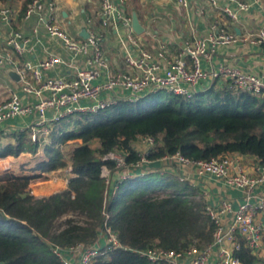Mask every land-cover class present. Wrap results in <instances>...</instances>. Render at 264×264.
<instances>
[{"label": "trees", "instance_id": "trees-1", "mask_svg": "<svg viewBox=\"0 0 264 264\" xmlns=\"http://www.w3.org/2000/svg\"><path fill=\"white\" fill-rule=\"evenodd\" d=\"M31 1L24 0L23 13ZM161 91L134 101L120 99L97 112H77L56 123L52 136L61 131V144L80 140L71 151L66 189L35 197L28 186L40 174H0V264H62L54 247L92 244L106 225L115 230L121 247L104 250L92 264H169L150 262L138 251H181L212 241L214 227L204 213L206 200L199 187L157 172L125 179L110 194L101 168L114 170V163L103 157L121 148L127 163H136L140 156L133 143L138 136H149L155 141L146 154L150 160L176 152L192 160L239 153L264 164V95L223 85L190 99L166 92L165 100H159ZM94 139L95 147L89 143ZM36 150L37 143L21 132L15 143L0 147V157ZM44 154L36 167L40 171L66 164L53 144ZM60 186L48 176L33 185L37 194ZM237 256L241 264H264L244 244Z\"/></svg>", "mask_w": 264, "mask_h": 264}, {"label": "built area", "instance_id": "built-area-1", "mask_svg": "<svg viewBox=\"0 0 264 264\" xmlns=\"http://www.w3.org/2000/svg\"><path fill=\"white\" fill-rule=\"evenodd\" d=\"M98 1L96 16L101 28H89L86 37H74L60 20L53 1L32 0L23 18L29 19L32 15L37 17L33 34L25 35L9 27L4 36V44L0 46V70L10 68L20 77L17 86H7L6 94L0 97V139L26 131L31 141L37 143V150H45L46 146L53 144L60 149L67 164L59 170L60 174L72 175L71 153L66 155L69 151L65 150L69 141L61 144L62 132L58 131L54 137L52 132L56 123L74 113L97 112L120 99L134 101L155 90L190 99L210 87L215 79H222L225 85L234 90L264 95L263 76L226 62L212 65V53L219 46L239 41L240 37L234 30L214 24L208 36L193 37L172 57L164 44H160L156 51H150L137 40L131 28V19L125 13L124 0ZM173 1L178 7L186 8L189 5L188 0ZM228 1L234 2L235 6L225 4L222 6L223 11L234 21L238 20L240 11L247 10L250 5L244 1ZM205 2L208 7L220 6L219 0ZM14 13L15 10L9 4H0L2 22L8 24ZM41 24L46 36L59 41L68 57L47 51L39 63L20 58L42 44L39 35ZM109 26L122 29L118 34L122 63L114 68L105 53V33L102 30ZM88 27L91 24L88 23ZM242 40L249 45H261L264 43V30L248 33ZM202 62L210 66L204 67ZM54 67H62L67 73L47 75V71ZM27 116H32L33 121L25 129L7 123L8 119ZM136 140L147 145L144 154L137 151L140 159L136 163L128 164L127 154L121 148L103 157L114 163V170L106 165L101 168V175L109 185L110 194L123 180L153 171L176 174L179 180H188L198 186L190 180V171H193L200 178L213 177L241 191V198L237 202L227 196L210 201L200 188L206 200L204 213L214 227L212 241L207 246L199 248L190 245L181 251L153 247L139 250L142 256L150 262L165 261L169 264H241L237 251L244 244L254 254L264 258V164L257 157L246 155L249 157L248 163L243 154L239 153L209 160H192L176 152L156 159L161 163L157 169L151 170L149 163L155 160L148 159L146 154L155 147V141L149 136H138ZM9 156L12 155L0 157V174L12 172ZM37 170L40 175L48 173ZM46 176H50V179L57 177L56 174ZM102 233L104 244H100L97 238L92 244H77L68 249L54 247L53 251L62 264H92L104 250L121 247L113 228L106 225ZM70 254H76L77 258L72 259Z\"/></svg>", "mask_w": 264, "mask_h": 264}, {"label": "crops", "instance_id": "crops-1", "mask_svg": "<svg viewBox=\"0 0 264 264\" xmlns=\"http://www.w3.org/2000/svg\"><path fill=\"white\" fill-rule=\"evenodd\" d=\"M57 6L58 16L65 24L67 31L74 37H84L86 30L89 28L99 29L100 24L97 20L96 11L99 6L98 0H51ZM189 5L186 8L178 7L173 0H124L125 13L130 17L133 11H136L139 21L144 27L141 34H135L137 40L150 51H156L160 44H164L168 48L170 56H174L181 51L188 41L195 36H208L212 31L214 24L225 26L240 37L239 41L232 45L219 46L211 56L212 65L219 62H226L235 65L242 70L251 71L264 77V43L261 45L246 44L242 38L248 33H257L258 30H264V0H238L249 2L247 10L240 11L238 20H232L224 11L223 5L230 4L235 6L234 2L228 0H219V7L213 8L206 5L205 0H188ZM15 10L8 24L0 20V46L4 44V36L7 28L12 27L21 31L25 35L33 34V26L37 24V17L32 15L29 19H24L22 12L24 0H14L7 3ZM26 10V9H25ZM24 11V10H23ZM88 23L91 27H88ZM40 37L42 44L37 45L36 49L27 52L20 58L30 59L34 63H39L47 55V51L68 57V53L61 43L55 39L48 38L45 34L44 26H40ZM105 33V53L109 59L110 65L114 68L115 65L121 64V45L118 34L122 31L121 28L115 29L112 26L102 29ZM124 32V31H123ZM169 57V56H168ZM202 66H210L206 62H202ZM67 73L62 67H54L47 71V75L56 76ZM18 81L12 78L7 69L0 70V97L5 95L7 86L15 87ZM225 85L222 79L212 81L210 87L218 88ZM207 89V88H206ZM33 121L32 116L23 118L8 119L7 123L19 128H27ZM26 132V131H25ZM73 141V143H71ZM2 146L15 143V135L3 136L0 139ZM80 143V140H71L68 144H72L65 150L70 154L72 149ZM98 145V140L94 139L89 142ZM246 160L248 156L242 155ZM45 158L44 149H38L35 152H21L17 156H9L11 161L12 172L16 175H33L39 173L37 163ZM151 170L157 169L160 165L158 161H153ZM65 166H61L56 170L44 174L41 178L35 180H43L46 175L56 174L60 176L61 186L54 191H61L67 188V173L61 172ZM163 171V170H162ZM166 171V170H165ZM150 173H157L156 171ZM161 173V172H158ZM163 173V172H162ZM161 173V174H162ZM176 175V174H175ZM190 180L198 185L206 193V198L210 201L218 200L222 196L230 197L237 202L241 198V191L227 186L222 181L215 180L213 177L205 176L198 177L193 171H190ZM30 182L31 184L34 182ZM51 191V192H54ZM50 193V192H49ZM48 193L34 194L39 197ZM98 242L104 244V235L100 233ZM72 259H76V254H70Z\"/></svg>", "mask_w": 264, "mask_h": 264}, {"label": "rangeland", "instance_id": "rangeland-1", "mask_svg": "<svg viewBox=\"0 0 264 264\" xmlns=\"http://www.w3.org/2000/svg\"><path fill=\"white\" fill-rule=\"evenodd\" d=\"M165 98H166V91H161V95L159 96V100H165ZM65 119V122L67 121V119L66 118H64ZM69 127H71V126H69ZM69 127H67V128H69ZM71 143H73V141L71 142ZM93 145H94V147L96 146V144L95 143H92ZM68 146H67V148H70L69 146L70 145H72V144H67ZM133 146L135 147V149L137 150V151H139V152H141V153H145V151H146V149H147V145L145 144V143H142L141 141H139V140H135L134 141V143H133ZM0 147H2V145H1V143H0ZM66 155H68V152L66 153ZM161 162H159V164H160ZM149 166L150 167H154V165H152V163H149ZM146 167H148V164H147V166ZM46 173V172H45ZM41 176H43V175H41ZM48 177H50V176H48ZM115 178L117 177L116 175L114 176ZM41 178V177H40ZM57 178H60L61 179V177L60 176H57ZM42 179V178H41ZM40 181H42V180H35L32 184H31V186H30V192H31V194L32 195H36L37 193H35V188L33 187V185L34 184H36V183H38V182H40ZM46 183H49V182H46ZM58 189V188H57ZM54 190H56V189H50V190H48V191H44L43 193H48L47 195H49V194H51V193H54V192H57V191H54ZM51 191H54V192H51ZM50 192V193H49ZM38 195V194H37ZM44 196H46V195H44ZM40 197V196H39Z\"/></svg>", "mask_w": 264, "mask_h": 264}, {"label": "water", "instance_id": "water-1", "mask_svg": "<svg viewBox=\"0 0 264 264\" xmlns=\"http://www.w3.org/2000/svg\"><path fill=\"white\" fill-rule=\"evenodd\" d=\"M131 28H132L133 32L136 33V34H141L144 31V27L140 23L136 11H133L132 15H131ZM83 34H84V37L87 36V32H85ZM7 73L12 78H14L16 81H18L20 79L19 74L16 71H14V70H12L10 68H7Z\"/></svg>", "mask_w": 264, "mask_h": 264}, {"label": "bare ground", "instance_id": "bare-ground-1", "mask_svg": "<svg viewBox=\"0 0 264 264\" xmlns=\"http://www.w3.org/2000/svg\"><path fill=\"white\" fill-rule=\"evenodd\" d=\"M58 180V178L56 177V178H54V179H52V181L53 182H56Z\"/></svg>", "mask_w": 264, "mask_h": 264}]
</instances>
